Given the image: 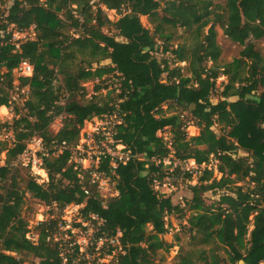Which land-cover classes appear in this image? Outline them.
Wrapping results in <instances>:
<instances>
[{"label": "trees", "instance_id": "16d2710c", "mask_svg": "<svg viewBox=\"0 0 264 264\" xmlns=\"http://www.w3.org/2000/svg\"><path fill=\"white\" fill-rule=\"evenodd\" d=\"M161 1L97 0L93 10L90 0H13L0 14V106L9 104L19 62L32 65L31 76L18 77V86L29 88L21 107L24 113L4 125L14 139L0 140V152L5 151L0 181L10 179L0 183V264H23V255L36 260L30 264L73 263V254H62L66 243L55 239L57 218L38 223L35 241L27 237V221L21 215L24 191L60 209L83 204V220L92 214L102 220L95 239L118 235L123 252L114 258L115 264L150 263L157 250L169 247L161 237L167 231L164 217H183L185 211L190 214L189 230L200 234L202 242L223 245L232 264L264 262V56L247 41L264 35V0H225L224 5L214 0H166L163 9ZM99 4L114 9L116 20L110 21ZM141 16L154 24L152 31ZM10 24L21 31L34 25V38L12 40ZM165 25L190 31L191 46L170 48L172 34L165 32ZM218 29L243 46L239 57L222 64ZM158 39L161 52L173 54L171 60L153 55ZM103 60L109 63L100 64ZM208 60L213 65L206 68ZM170 62H185L188 74ZM220 74L227 82L214 102ZM107 75L119 80L114 99L85 103L77 98L85 89L83 82L97 80L95 92L106 88L102 84ZM164 104L173 112L164 110ZM180 110L190 113L197 135L188 136ZM113 113L120 120L113 137L128 159L112 167L109 156H100L98 168L111 175L117 195L106 202L100 195L86 196L87 172L69 162L68 149L43 157L46 184L29 177L24 190L19 188L11 171L17 172L14 161L27 139L37 136L44 145L65 141L75 146L84 120ZM60 115L63 124L53 134L49 126ZM215 124L221 126L220 133L213 130ZM165 128L172 133L168 142L158 135ZM170 154L179 162L193 159L198 165L214 159L220 177L203 168L198 182L190 186L186 205L175 204L154 187L165 176L162 160ZM245 180L251 185L237 184ZM222 188L227 191L214 202L205 201L204 192ZM200 258L203 264H220L214 253ZM178 264L194 261L186 254Z\"/></svg>", "mask_w": 264, "mask_h": 264}, {"label": "rangeland", "instance_id": "374dc122", "mask_svg": "<svg viewBox=\"0 0 264 264\" xmlns=\"http://www.w3.org/2000/svg\"><path fill=\"white\" fill-rule=\"evenodd\" d=\"M165 1H161V9L165 7ZM214 2L220 3L221 5H224L225 0H214ZM5 3V4H4ZM90 3L92 4V9H95V4L97 3V0H90ZM6 6H9V0H5L3 2H0V14L6 13ZM124 11V9H123ZM107 18L110 21H115L118 17V14L115 12V10H107L105 11ZM141 22L143 25L147 28H149L151 31L153 30L154 24H152L149 21V18L146 16L140 17ZM109 26V25H108ZM209 25L206 26L205 29H207ZM108 28V27H106ZM109 29H111V32H114L115 30L110 26ZM73 30H66V32H72ZM165 32H170L172 34V40L170 42V48H175L178 45H183L184 47L188 48L192 44V36L190 34V31L183 29L182 27H175L172 28L169 25H165ZM34 36V31L32 30V26L28 29L24 30L22 34L16 35L15 37L18 38V40H22L25 38H30ZM16 40V39H14ZM16 40V41H18ZM247 41H250L253 43L255 49L264 56V35L259 38L255 39L250 37ZM217 42L220 48V56L218 59V64L226 63L232 61L233 58L239 57L240 51L242 50L243 46L239 45L237 43L232 42L229 40L221 30L218 29L217 33ZM16 46L18 47V42H16ZM161 45L162 40H157V46L153 52V55L157 59H172L171 57H174L173 54L170 52H161ZM109 63V60H103L100 62V64H107ZM171 66H179L181 68V73L184 75L188 74L187 71V64L185 62H170ZM213 63L212 61L208 60L205 63L206 68L212 67ZM14 80L13 85L18 86V77L19 76L16 72L14 73ZM246 73H244L243 76H245ZM58 81L61 79V76L59 75ZM105 81L103 82V86H106V88L101 89L99 92L93 91L94 83H98L97 80L93 82H83L82 85L84 86V90L81 92L80 95L77 96V98L81 102H89V101H105L109 98H115V95L118 93V87H119V80L117 78L112 77L111 75H107L103 77ZM57 81V82H58ZM227 82V77L223 74H220V76L216 79L215 83V91L212 94V101H217V99L220 97V91L224 83ZM22 89L23 91H27V96H22L19 91H12L10 95V101L7 106L4 108H0V140L1 141H7L10 142L12 139L10 136L7 138L5 135L12 133L10 127L4 126L5 124L12 123L13 119L18 117L21 113H24V110L21 109L23 107V101L29 97V88L28 86H24ZM21 89V91H22ZM95 97V98H94ZM230 100H234V98H230ZM63 103V100L61 101ZM20 107V108H19ZM19 108V109H18ZM162 108L166 110L167 112H173L174 109L169 108L166 109V104L162 105ZM177 111V110H176ZM181 114L183 115L184 119L187 122L186 132L188 136L197 135L199 132V129L192 125L191 115L187 110H180ZM63 115H60L56 117L52 123L49 126L50 131L55 134L62 126L63 122ZM106 119V118H105ZM105 119L102 118V116L99 117H92L87 121L83 126H81L79 130V135L81 139V133L84 131L87 132H93L96 127H103L105 124ZM111 119V117L109 118ZM85 129V130H84ZM221 126L219 124H215L213 126V130L215 132L220 133ZM86 132V133H87ZM12 135V134H11ZM161 137H163L164 140L167 142L170 141L172 138V133L170 132V128H165L164 130L160 131L158 133ZM13 136V135H12ZM37 137V136H36ZM122 146V147H121ZM42 144H39L38 140L33 141L30 143L29 148L32 149V154H35L36 156L39 149L41 150ZM117 150L120 152L123 149L122 144H118L116 146ZM241 155V153H240ZM78 158V157H76ZM5 159V151L0 152V165L1 161ZM69 162L74 163L75 160L73 157H70ZM158 162V161H157ZM4 164V163H3ZM162 164L166 165L165 176L163 180L156 181L154 184V187L156 190H158L161 193H164L166 196H169L173 203L180 204L181 206L186 205V201L191 198V191L190 186L194 185L198 182L199 176L201 174V171L203 168H209L213 171V176H215L217 179L220 177V174L216 171V160L212 159L208 163H204L201 165H198L194 162L193 159H187L183 162H179L178 160H174L172 155H168L162 160ZM181 164V165H179ZM14 166L17 169V172L14 170L11 171L12 174H16L15 178L18 183V186L21 190H24V187L26 185V181L29 177H33V179L36 180L37 183H44L48 181L47 173L42 167L40 168V165H36V167H33L32 165V157L30 160H20L19 162H16V159L14 161ZM178 168L177 171L175 169ZM189 169V170H187ZM187 173H190L188 176ZM10 176V175H9ZM9 183L10 179L7 180H1L0 183L4 185L5 183ZM237 184H243V185H251L248 180H245L243 182H239ZM115 181H111L108 185H105L106 189H103L101 191V196L104 202H106L113 194ZM227 191V189L222 188L219 190H215V192L209 190L204 192L202 195L207 203L214 202L219 194H222L223 192ZM83 204L75 205L70 204L67 205L65 208L61 210H57L53 214V209L45 205L42 202H39L31 197L30 192L23 193V204L21 207V215L24 217V219L27 221V229L28 232L26 235L33 239V241L36 240L37 234H38V228L37 225L40 221L46 220L49 217H59V223H58V229L57 233L55 234V239H63L66 241V245L68 247H72V253H73V263L72 264H84V260L80 258V253L84 251L88 245L90 246V237L92 228L88 227L87 229H84L83 226L88 224L89 221L86 222L83 220V217L80 213V208ZM53 214V215H51ZM51 215V216H50ZM189 212L185 211L184 216H180L179 214L176 215H167L164 217L165 224L167 228L166 234L164 233L161 237L169 245L166 249H160L157 250L150 263L148 264H178L181 257H183L186 254H190L192 260L194 261V264H203V260L200 258V255L204 253L205 255H209L211 253H214L220 258V264H232L231 260L229 259L225 247L223 245L218 244L215 241L211 242H202L200 234H197L195 232V228H193L194 231L189 230V223H188V216ZM202 222H200V225ZM70 226V228H68ZM150 226H147V229H149ZM71 229V230H67ZM61 233V234H60ZM119 243V241H118ZM101 243H96L95 250H91L92 253H89V263L88 264H115V261H113L112 257H117L116 253L119 249H114L110 254H101V250H97V248L101 247L99 246ZM77 246L74 247V246ZM115 245H118L115 242ZM109 246L107 243L103 245V251L109 249ZM67 247V248H68ZM112 247V246H111ZM66 248V249H67ZM75 249H77V252H75ZM66 249H64L63 253H67L68 256H71V250L68 252ZM24 259L23 264H30L31 262H36V260L31 256L23 255ZM66 257V259H67ZM236 264H243L242 262L236 263ZM264 264V262H262Z\"/></svg>", "mask_w": 264, "mask_h": 264}, {"label": "built area", "instance_id": "2783aa9c", "mask_svg": "<svg viewBox=\"0 0 264 264\" xmlns=\"http://www.w3.org/2000/svg\"><path fill=\"white\" fill-rule=\"evenodd\" d=\"M9 30L12 31V40H14V39L18 40V38L15 37V34L19 35V34H22V32H23L21 30H16V28H14V27H10ZM16 40H14V41H16ZM15 71L19 76H31L32 65L28 61L22 60L17 65ZM23 87H19V86L14 85L13 90L16 92L19 91V93L24 97V96H27V91H23L24 90V89H22ZM21 89H22V91H21ZM96 117H98V116H96ZM110 117H111V119H109ZM102 118L103 119L106 118L105 119L106 122H105L104 126L103 127H96L94 129L95 131H93L91 133L87 132V131H84L83 133H81L82 134L81 139H80V135H79L78 143L75 146H68L65 143V141H61L59 143L52 142L50 145H44L43 141L40 137L32 136L31 138L26 140V142H25L26 146H25L24 150L22 151V153H20L18 155V157L16 158V162H19L20 160L21 161L26 160V159L30 160V158L32 157L33 167H36V165H40V168H41L43 157H47L49 155L59 154L63 150L68 149L69 151H71L70 157H73L75 160L74 163L79 165V167L82 170L87 172L88 184L90 185L91 188L87 187V186L83 187L84 194L86 196H96V195L101 196V191L103 189H106L105 185H108L111 181H114V180L111 178L110 174H108L107 172L100 170L98 168L99 157L100 156H109L111 158L112 167H115L117 162H119V161L125 162L128 159V153L123 151L124 146H123V149L119 152L117 150L116 146H118V144H121V143L116 141L113 137V135L115 134V125L120 122L117 114L113 113V114H109V115H103ZM87 121H89V119L84 120V122L80 125L79 130H80L81 126H83ZM11 134L12 133H10L8 135L6 134L5 137L7 138L8 136H10V138L13 140L14 138ZM36 140H38L39 144H42L43 147L41 148V150L39 149L36 156H34L35 154H32V149H30L29 146H30V143H32L33 141H36ZM76 157H78V158H76ZM1 162H2L1 163V165H2L3 160ZM179 165H181V164H179ZM187 170H189V169H187ZM78 177H79V180L81 181L84 177V173H80L78 175ZM114 187H115V185H114ZM115 195H117V191L114 188L112 196H115ZM48 206H50L52 208V210L55 209V210H53V214L57 210H61L60 208H58L56 206L55 203H53L52 205H48ZM53 214H51V215H53ZM52 218H54V217H49L48 219H52ZM55 218L58 219V223H59V217H55ZM48 219H46V220H48ZM84 221L86 222L87 220H84ZM88 221H89V223L84 225L83 228L87 229L88 227H91L92 228V231H91L92 237H90V246L88 245V247L80 253V258H82L85 261L84 264L89 263V253H92L91 250H93V249L95 250V248L97 246L96 243L100 242V241L102 244H100L99 246H101V247L97 248V250H101L100 255H103L105 253L110 254L112 252V250L117 249V248L119 250L116 253H119V251L123 252V250L121 249V246L118 243V235L115 237H100L98 239H95L94 232H95V229H97V227L102 223L101 219H99L96 215L92 214L91 219H88ZM68 228H70V226ZM67 230H71V229H67ZM58 231H59V229H58ZM59 240L66 243V241H64L62 238ZM115 242L118 245H115ZM106 243H107V245L109 244L112 247L109 246V249L103 251V249H102L103 245H105ZM66 246L68 247V245H66ZM67 251L68 252L70 251L71 254H73L72 253V247L71 248L68 247ZM63 252H64V250H63ZM63 252H62V254H64ZM114 258L115 257H112L113 261H115ZM66 260H67L66 257L63 256V262H65Z\"/></svg>", "mask_w": 264, "mask_h": 264}, {"label": "crops", "instance_id": "0c3cea01", "mask_svg": "<svg viewBox=\"0 0 264 264\" xmlns=\"http://www.w3.org/2000/svg\"><path fill=\"white\" fill-rule=\"evenodd\" d=\"M3 1H5V0H0V2H3ZM12 2H13V0H9V6L12 4ZM5 4V3H4ZM91 4V3H90ZM103 9H104V11H107L108 9H106L102 4H99ZM9 6H6V8L8 7L9 8ZM74 6V5H73ZM7 8V9H8ZM6 9V10H7ZM110 10H114V9H110ZM116 12V11H115ZM32 26V30L34 31V25H31ZM30 26V27H31ZM10 27H14V25L13 24H10L9 26H8V28H10ZM34 34H35V32H34ZM32 38H34V36L33 37H30L29 39H32ZM25 39H27V38H25ZM22 40H24V39H22ZM86 82H92V81H86ZM5 106H3V108H4ZM94 117V116H93ZM96 117V116H95ZM99 117V116H98ZM92 118V117H91ZM3 163H4V160H3ZM3 165V164H2ZM2 165H0V166H2ZM167 232V231H166ZM166 234V233H165Z\"/></svg>", "mask_w": 264, "mask_h": 264}, {"label": "bare ground", "instance_id": "6f19581e", "mask_svg": "<svg viewBox=\"0 0 264 264\" xmlns=\"http://www.w3.org/2000/svg\"><path fill=\"white\" fill-rule=\"evenodd\" d=\"M2 107H3V105L0 106V108H2Z\"/></svg>", "mask_w": 264, "mask_h": 264}]
</instances>
